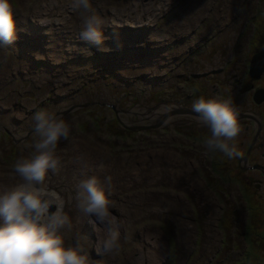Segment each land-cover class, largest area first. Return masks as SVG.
Wrapping results in <instances>:
<instances>
[{"label": "rangeland", "instance_id": "1", "mask_svg": "<svg viewBox=\"0 0 264 264\" xmlns=\"http://www.w3.org/2000/svg\"><path fill=\"white\" fill-rule=\"evenodd\" d=\"M11 3L17 39L0 48V192L19 182L13 165L34 153L32 117L47 110L70 132L46 182L67 198L97 176L122 225L119 254L98 256L105 230L72 201L66 246L79 238L96 264H264V138L253 140L264 79L249 74L264 48V0H90L107 52L81 41L70 0ZM201 96L232 102L240 156L206 151L210 129L191 110Z\"/></svg>", "mask_w": 264, "mask_h": 264}, {"label": "clouds", "instance_id": "2", "mask_svg": "<svg viewBox=\"0 0 264 264\" xmlns=\"http://www.w3.org/2000/svg\"><path fill=\"white\" fill-rule=\"evenodd\" d=\"M70 6L80 16L81 41L110 51L102 47L104 21L92 9L90 0H70ZM16 39L11 0H0V48L9 47ZM191 110L197 122L210 129V137L203 142L208 153L219 152L228 158L241 155L230 143L240 132L238 113L230 100L201 96L194 100ZM32 120L35 151L15 161L13 172L19 182L0 192V264H96L79 238L74 246L65 245L63 233L72 228L65 209L72 201L79 212L94 218L105 230L96 241L97 255L119 254L122 225L110 212L111 201L97 176L81 179L67 198L46 182L50 172L60 171L57 146L61 139H68L69 125L47 110L36 112ZM105 180L110 187L112 178Z\"/></svg>", "mask_w": 264, "mask_h": 264}, {"label": "water", "instance_id": "3", "mask_svg": "<svg viewBox=\"0 0 264 264\" xmlns=\"http://www.w3.org/2000/svg\"><path fill=\"white\" fill-rule=\"evenodd\" d=\"M264 73V50L258 53L252 60L250 66V77L252 79L259 80ZM254 102L256 104H262L264 102V89L258 90L254 95ZM54 210L51 209V211Z\"/></svg>", "mask_w": 264, "mask_h": 264}, {"label": "flooded vegetation", "instance_id": "4", "mask_svg": "<svg viewBox=\"0 0 264 264\" xmlns=\"http://www.w3.org/2000/svg\"><path fill=\"white\" fill-rule=\"evenodd\" d=\"M261 50H264V48L261 49ZM263 79H264V73H263L262 78L260 79V81L263 80ZM259 90H263V89H259ZM260 138H264V124L263 125L260 124L259 129H258L257 137H255V139H253L254 140V144H256L257 142H259L260 141ZM251 147H252V145H251ZM258 147H262L261 143L258 145ZM251 150H252V148L250 149V151H248V153L251 152ZM247 157H248V155H247ZM257 182L262 183L260 181H257Z\"/></svg>", "mask_w": 264, "mask_h": 264}, {"label": "bare ground", "instance_id": "5", "mask_svg": "<svg viewBox=\"0 0 264 264\" xmlns=\"http://www.w3.org/2000/svg\"><path fill=\"white\" fill-rule=\"evenodd\" d=\"M109 15V14H108ZM146 16V15H145ZM156 17V16H155ZM146 18V17H145ZM148 19V18H147ZM131 20V19H130ZM149 20V19H148ZM136 21V20H135ZM123 22V21H122ZM129 22V21H128ZM127 22V23H128ZM118 23V22H117ZM120 23V22H119ZM114 24V23H112ZM136 24H134V27H135ZM127 26V25H126ZM132 26V25H131ZM139 26V25H138ZM141 26V25H140ZM144 27V26H143ZM119 29V28H118ZM123 29V28H122ZM64 31V30H63ZM55 33V32H54ZM70 35V34H69ZM68 36V35H67ZM58 38V37H57ZM63 39H64V36H63ZM67 39V38H66ZM61 41V40H60ZM159 42V41H158ZM119 44V43H118ZM117 45V44H116ZM148 47V46H147ZM59 48V47H58ZM127 48V47H126ZM125 48V49H126ZM145 50V49H144ZM74 54V53H73ZM122 55V54H121ZM81 58V57H80ZM117 58V57H116ZM179 112H187V111H179ZM95 225H93V228H94Z\"/></svg>", "mask_w": 264, "mask_h": 264}, {"label": "trees", "instance_id": "6", "mask_svg": "<svg viewBox=\"0 0 264 264\" xmlns=\"http://www.w3.org/2000/svg\"><path fill=\"white\" fill-rule=\"evenodd\" d=\"M247 239H248V237L245 238V240H247ZM249 254H250V253H249Z\"/></svg>", "mask_w": 264, "mask_h": 264}]
</instances>
